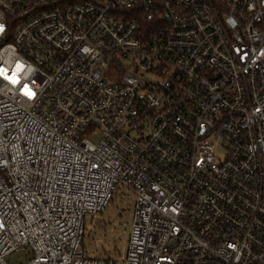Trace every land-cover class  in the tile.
Segmentation results:
<instances>
[{
	"label": "built area",
	"instance_id": "built-area-1",
	"mask_svg": "<svg viewBox=\"0 0 264 264\" xmlns=\"http://www.w3.org/2000/svg\"><path fill=\"white\" fill-rule=\"evenodd\" d=\"M118 188L127 246L89 255ZM14 252L264 264V0H0V264Z\"/></svg>",
	"mask_w": 264,
	"mask_h": 264
},
{
	"label": "rangeland",
	"instance_id": "rangeland-1",
	"mask_svg": "<svg viewBox=\"0 0 264 264\" xmlns=\"http://www.w3.org/2000/svg\"><path fill=\"white\" fill-rule=\"evenodd\" d=\"M105 76L112 79L109 70ZM97 139V136L92 137L94 141ZM216 153L218 158L223 156L224 150L221 145L216 149ZM132 200L133 194L118 188L103 212L86 216L83 245L87 254L99 257H117L123 253L127 246L130 229ZM126 210L127 214H125ZM8 259L11 264H20L25 260L19 252L12 253Z\"/></svg>",
	"mask_w": 264,
	"mask_h": 264
},
{
	"label": "snow or ice",
	"instance_id": "snow-or-ice-1",
	"mask_svg": "<svg viewBox=\"0 0 264 264\" xmlns=\"http://www.w3.org/2000/svg\"><path fill=\"white\" fill-rule=\"evenodd\" d=\"M22 66L21 65H17V69L19 70ZM16 81H13V83H15Z\"/></svg>",
	"mask_w": 264,
	"mask_h": 264
}]
</instances>
